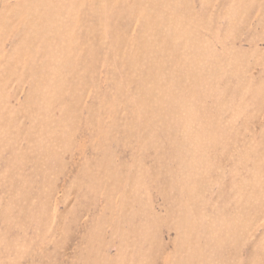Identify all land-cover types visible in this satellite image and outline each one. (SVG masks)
I'll use <instances>...</instances> for the list:
<instances>
[{"label":"rangeland","instance_id":"obj_1","mask_svg":"<svg viewBox=\"0 0 264 264\" xmlns=\"http://www.w3.org/2000/svg\"><path fill=\"white\" fill-rule=\"evenodd\" d=\"M0 264H264V0H0Z\"/></svg>","mask_w":264,"mask_h":264}]
</instances>
